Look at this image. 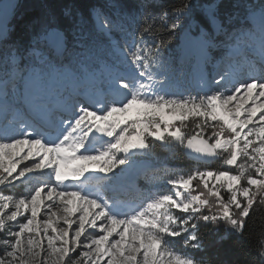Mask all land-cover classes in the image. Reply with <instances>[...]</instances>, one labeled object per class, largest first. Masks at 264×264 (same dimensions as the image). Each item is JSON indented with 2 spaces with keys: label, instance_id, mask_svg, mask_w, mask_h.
I'll return each instance as SVG.
<instances>
[{
  "label": "snow or ice",
  "instance_id": "6c2138e0",
  "mask_svg": "<svg viewBox=\"0 0 264 264\" xmlns=\"http://www.w3.org/2000/svg\"><path fill=\"white\" fill-rule=\"evenodd\" d=\"M258 209L264 0H0V264H264Z\"/></svg>",
  "mask_w": 264,
  "mask_h": 264
},
{
  "label": "trees",
  "instance_id": "16d2710c",
  "mask_svg": "<svg viewBox=\"0 0 264 264\" xmlns=\"http://www.w3.org/2000/svg\"><path fill=\"white\" fill-rule=\"evenodd\" d=\"M158 155L160 156L161 159H166V154L165 153H158ZM172 160L178 162L179 164H181V166H183V168L185 170H188L190 169L191 167H193V164L191 161H189L183 154L182 152L181 153H178L176 155L175 158H172ZM215 165H212V167H214ZM19 191L18 190V193L19 194ZM253 220H254V227H253V230H252V234L250 236V243H252L253 245H255L259 239H260V231L262 229V226H264V209H258L255 216L253 217ZM180 247V245H177Z\"/></svg>",
  "mask_w": 264,
  "mask_h": 264
},
{
  "label": "rangeland",
  "instance_id": "374dc122",
  "mask_svg": "<svg viewBox=\"0 0 264 264\" xmlns=\"http://www.w3.org/2000/svg\"><path fill=\"white\" fill-rule=\"evenodd\" d=\"M194 86V85H193ZM178 250H181V251H183V249L182 248H177Z\"/></svg>",
  "mask_w": 264,
  "mask_h": 264
}]
</instances>
